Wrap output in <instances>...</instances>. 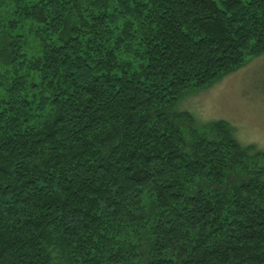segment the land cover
<instances>
[{
	"label": "trees",
	"instance_id": "16d2710c",
	"mask_svg": "<svg viewBox=\"0 0 264 264\" xmlns=\"http://www.w3.org/2000/svg\"><path fill=\"white\" fill-rule=\"evenodd\" d=\"M262 55L264 0H0V264H264V150L172 110Z\"/></svg>",
	"mask_w": 264,
	"mask_h": 264
},
{
	"label": "rangeland",
	"instance_id": "374dc122",
	"mask_svg": "<svg viewBox=\"0 0 264 264\" xmlns=\"http://www.w3.org/2000/svg\"><path fill=\"white\" fill-rule=\"evenodd\" d=\"M29 45L35 47L33 40ZM172 110L192 115L201 129L225 120L243 146L264 150V55L208 88L184 93Z\"/></svg>",
	"mask_w": 264,
	"mask_h": 264
}]
</instances>
